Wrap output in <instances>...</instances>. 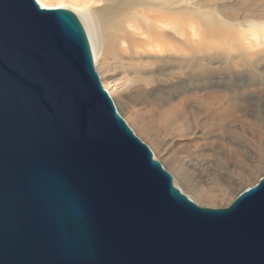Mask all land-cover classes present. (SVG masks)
Wrapping results in <instances>:
<instances>
[{
	"label": "water",
	"instance_id": "water-1",
	"mask_svg": "<svg viewBox=\"0 0 264 264\" xmlns=\"http://www.w3.org/2000/svg\"><path fill=\"white\" fill-rule=\"evenodd\" d=\"M0 264H264V175L199 205L118 111L79 16L0 0Z\"/></svg>",
	"mask_w": 264,
	"mask_h": 264
},
{
	"label": "bare ground",
	"instance_id": "bare-ground-1",
	"mask_svg": "<svg viewBox=\"0 0 264 264\" xmlns=\"http://www.w3.org/2000/svg\"><path fill=\"white\" fill-rule=\"evenodd\" d=\"M37 1L79 16L96 70L118 111L121 96L139 117L138 131L153 135L167 158L175 156L173 145L185 136L175 134L184 126L173 104L178 95L212 89L230 102L233 91L264 80V0ZM236 79L243 83L235 86ZM144 94L150 107L136 109L145 103ZM182 160L176 164L175 184L198 203L199 197L216 195L204 187L191 194L181 187Z\"/></svg>",
	"mask_w": 264,
	"mask_h": 264
},
{
	"label": "rangeland",
	"instance_id": "rangeland-1",
	"mask_svg": "<svg viewBox=\"0 0 264 264\" xmlns=\"http://www.w3.org/2000/svg\"><path fill=\"white\" fill-rule=\"evenodd\" d=\"M196 74L201 77L202 71L196 70ZM218 74L217 69L212 70L214 77ZM263 82L247 83L233 91L230 102L218 98L212 89L178 95L173 104L184 126L175 134L185 136L173 145V158H167L153 135L138 131L139 117L121 96L117 97V104L128 125L154 154L153 146L156 147L159 159L155 158L172 174L174 184L176 164L183 158L181 169L185 177L178 178L181 187L189 194L194 188L204 187L206 192L217 195L199 197L200 203L195 202L201 206L227 207L240 191L254 185L264 175ZM242 83V79H236L235 86ZM143 96L145 103L137 104L136 109L150 107L145 94ZM224 192L230 199L220 197Z\"/></svg>",
	"mask_w": 264,
	"mask_h": 264
}]
</instances>
